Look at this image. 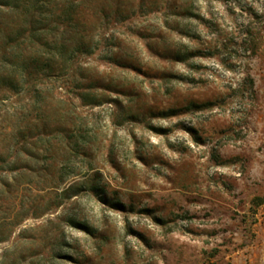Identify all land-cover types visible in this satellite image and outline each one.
Instances as JSON below:
<instances>
[{"label": "rangeland", "instance_id": "obj_1", "mask_svg": "<svg viewBox=\"0 0 264 264\" xmlns=\"http://www.w3.org/2000/svg\"><path fill=\"white\" fill-rule=\"evenodd\" d=\"M0 264H264V0H0Z\"/></svg>", "mask_w": 264, "mask_h": 264}, {"label": "trees", "instance_id": "obj_2", "mask_svg": "<svg viewBox=\"0 0 264 264\" xmlns=\"http://www.w3.org/2000/svg\"><path fill=\"white\" fill-rule=\"evenodd\" d=\"M4 59V63H8L9 61L7 60V58L6 57H3Z\"/></svg>", "mask_w": 264, "mask_h": 264}]
</instances>
